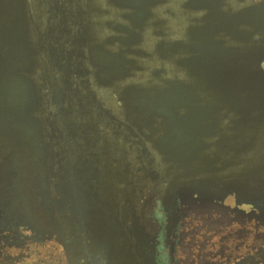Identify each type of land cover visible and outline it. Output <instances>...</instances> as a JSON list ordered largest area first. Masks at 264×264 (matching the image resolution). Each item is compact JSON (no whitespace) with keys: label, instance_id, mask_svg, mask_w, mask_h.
<instances>
[{"label":"water","instance_id":"obj_1","mask_svg":"<svg viewBox=\"0 0 264 264\" xmlns=\"http://www.w3.org/2000/svg\"><path fill=\"white\" fill-rule=\"evenodd\" d=\"M264 206V0H0V228L152 264L159 200Z\"/></svg>","mask_w":264,"mask_h":264},{"label":"flooded vegetation","instance_id":"obj_2","mask_svg":"<svg viewBox=\"0 0 264 264\" xmlns=\"http://www.w3.org/2000/svg\"><path fill=\"white\" fill-rule=\"evenodd\" d=\"M176 212L168 214L159 200L153 204L157 227L146 243L152 264H264V206L237 205L227 197L179 202ZM44 246L59 253L57 264H91L87 249L77 252L70 237L0 228V264H22L32 247Z\"/></svg>","mask_w":264,"mask_h":264},{"label":"rangeland","instance_id":"obj_3","mask_svg":"<svg viewBox=\"0 0 264 264\" xmlns=\"http://www.w3.org/2000/svg\"><path fill=\"white\" fill-rule=\"evenodd\" d=\"M30 252V257L22 262V264H57L56 261L59 253L48 246L40 248L32 247V251Z\"/></svg>","mask_w":264,"mask_h":264}]
</instances>
